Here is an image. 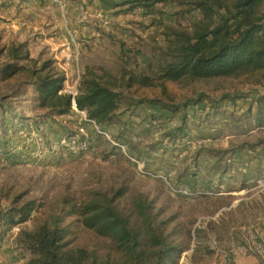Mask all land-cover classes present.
Wrapping results in <instances>:
<instances>
[{"label":"rangeland","instance_id":"1","mask_svg":"<svg viewBox=\"0 0 264 264\" xmlns=\"http://www.w3.org/2000/svg\"><path fill=\"white\" fill-rule=\"evenodd\" d=\"M133 1L0 0V48L27 43L32 58L53 60L65 74L64 93L78 92L86 68L154 77L167 27L188 30L198 14L175 2L157 3L149 14ZM5 61L0 56V65ZM24 80L0 82V211L15 200H35L41 208L23 224L0 222V264H28L32 254L21 233L57 215L70 247L122 264L110 240L67 214L94 192L113 198L136 227L129 197L141 194L163 237L182 250L178 264H225L264 218V129L249 115L264 81L184 80L164 90L154 79L153 87L128 89L134 105L99 127L145 163L143 176L81 114L40 109L35 88ZM123 187L127 194L118 198Z\"/></svg>","mask_w":264,"mask_h":264},{"label":"trees","instance_id":"2","mask_svg":"<svg viewBox=\"0 0 264 264\" xmlns=\"http://www.w3.org/2000/svg\"><path fill=\"white\" fill-rule=\"evenodd\" d=\"M154 14L157 3L186 5L198 19L190 29L167 27V46L154 77L126 68L120 72L104 67L86 68L75 97L64 93L66 77L53 60L41 61L31 56L27 43H13L0 48L7 61L0 65V82L23 76V84L33 85L38 107L51 116L69 115L73 98L77 109L99 126L110 125L123 107H132L127 90L150 88L154 79L166 90L167 83L224 78H245L261 84L264 81V0H134ZM119 73V74H118ZM262 85V84H261ZM157 103L169 108L161 99ZM250 106L254 126L264 129V93ZM177 107L173 108L175 111ZM127 194L124 187L119 198ZM129 204L139 219L124 215L107 194L94 192L90 200L73 205L68 216H76L86 230L111 241L121 254L122 264H178L182 250L168 242L154 224L152 207L139 194L129 197ZM41 205L35 200H15L0 211V222L16 226L27 222ZM65 211V210H64ZM33 231L21 233V240L32 254L28 264H110L85 248H72L67 241L68 229L63 216L57 215ZM132 219V220H131Z\"/></svg>","mask_w":264,"mask_h":264},{"label":"built area","instance_id":"3","mask_svg":"<svg viewBox=\"0 0 264 264\" xmlns=\"http://www.w3.org/2000/svg\"><path fill=\"white\" fill-rule=\"evenodd\" d=\"M69 57H72V55H70ZM77 93L78 92H68L67 94H70L73 97H75ZM73 111L77 112L78 114H81L84 117L85 121L94 127L96 132L104 136L118 150H121L124 153V155L129 159V161L135 166L137 173L143 176L148 174V172L146 171L145 163L139 161L132 154H128L125 144H123L122 142H117L113 140L110 137V135H108L105 131L100 129L99 125L95 121L88 118V115L86 112L79 111L77 109L74 98H73ZM150 125L152 126L157 125V122L150 121ZM79 130L82 133L85 132V129L83 128ZM162 179H164L166 183L170 185V183L165 177H162ZM250 253L254 254L261 264H264V218H262L256 226L252 227V231H250V237H249L248 242L245 245L240 246L238 249L232 251V255L234 256L235 259L240 256H246Z\"/></svg>","mask_w":264,"mask_h":264},{"label":"crops","instance_id":"4","mask_svg":"<svg viewBox=\"0 0 264 264\" xmlns=\"http://www.w3.org/2000/svg\"><path fill=\"white\" fill-rule=\"evenodd\" d=\"M227 257V255L225 256ZM225 264H261L258 259L255 257L254 254L250 253L246 256H240L235 258H231V259H225L224 260Z\"/></svg>","mask_w":264,"mask_h":264}]
</instances>
